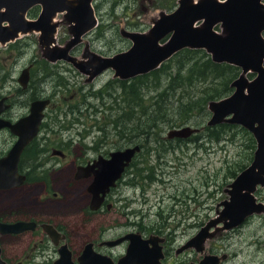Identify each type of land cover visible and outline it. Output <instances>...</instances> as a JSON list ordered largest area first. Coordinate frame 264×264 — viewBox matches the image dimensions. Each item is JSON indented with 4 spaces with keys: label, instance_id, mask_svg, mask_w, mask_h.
<instances>
[{
    "label": "rangeland",
    "instance_id": "374dc122",
    "mask_svg": "<svg viewBox=\"0 0 264 264\" xmlns=\"http://www.w3.org/2000/svg\"><path fill=\"white\" fill-rule=\"evenodd\" d=\"M179 2L180 0H92L91 5L97 24L72 47L71 53L74 59H78L79 53L85 50L111 56L129 49L132 41L123 34L124 31L148 33L154 21L161 14L176 9ZM36 7L28 12V18L35 16L38 11ZM57 15L53 22L56 26L52 35L54 42L48 44L50 47L42 42L41 45L40 35L32 31L22 34L19 39L10 43L0 44L2 51L0 75H7L8 78L4 82V92L16 93L17 77L21 69L26 67L35 56L40 57L42 51L45 52L53 47L64 46L72 37L71 24L66 19L65 12H59ZM202 22L198 21L195 26L200 27ZM214 29L219 33L222 32L221 25L215 26ZM262 35L264 38V32ZM169 37L170 34L160 42L166 43ZM198 50L210 55L205 49ZM198 54L201 55L202 52ZM178 57L179 55L174 56L164 62V69H168V72L162 75L159 83L150 85L145 79L140 85V81L133 80L131 83H126V88L123 90L120 89L121 84L113 80L112 70L89 82L85 80L86 76L71 64L67 67L64 62L65 64L58 68L47 64L46 66L52 67L48 70L51 78L38 83L39 85L42 82L46 83L41 86L42 88L40 87L43 95L56 91L58 80L68 77L69 83L68 90H64L65 87L61 88L64 100L59 99L57 102L60 105L55 106L57 113L53 114L58 116H55L54 121L49 120L51 130L47 131V129L43 137L48 140V144L54 145L58 141L65 143L69 156L66 160L60 161L58 166L48 163L47 170L38 174L41 177L36 178L42 182L24 185L12 192L1 191L0 215L9 220L17 219V216H26L63 225L74 257L80 254L85 243L97 244L128 232H140L144 237L154 233L166 238L163 264H188L202 259L205 253H226L227 260L222 264H264V210L249 215L235 228H224L223 223L227 220L218 222L210 229L211 233L205 239L201 252L189 248L177 253V249L195 236L202 226L220 215L224 208L223 202L229 198V185L236 174L245 169L253 159L256 142L251 132L239 124H227L229 126H222V129L220 125L208 127L207 121L212 115L209 105L206 106L205 111L197 107L186 116L179 114L178 100L174 103L169 101L177 97L178 99L190 96L198 98L204 95L207 92V85L200 82L194 86L188 85L187 88L190 89L185 92H180L181 88L176 89V92L167 91L168 98L164 97V104L163 102L160 104H163V108L159 117H163L162 121L172 119L168 121L171 124L167 125L158 118V125L148 129L150 120L144 111H147L148 101L149 103L154 101L150 97L156 96L163 90L154 92L155 89L152 87L158 84L163 87L168 75L175 73V61ZM40 60L48 62L44 53ZM38 64L45 66L41 62ZM184 69L187 71L186 67L182 68ZM39 70H35V80L44 75L41 73L42 70ZM254 75L245 74L248 79L253 78ZM210 77L211 75L207 76L209 83L216 79ZM112 81L114 82L108 90L112 93L111 96L107 95L106 89H103V94L99 95V90ZM133 84H136V96L132 97L130 94L128 96V113L124 110L126 103L121 108L124 114H119L120 116L115 117L114 114L105 113V109L108 111V106L115 105V101L118 104L123 102L121 95H126L125 92L128 93V89ZM213 84H216L218 89L217 80ZM232 90L233 87L227 95ZM17 96L11 98L18 101ZM85 102L90 103V107H86ZM80 108L84 109L83 116L80 114ZM125 115H130V118L126 123L121 122L117 130L124 133V128L131 129L133 139L143 148L135 158V167L130 171L134 172L138 168L143 176L148 175L153 177V180L139 177L137 178L139 184L121 185L120 196L125 201L116 200L112 208L103 207L98 213H91L87 207L90 197L85 190L88 183L85 180L75 181L71 178L73 162L77 161V158L92 154V151L87 149L85 155H82L86 146L95 145L100 139L114 140L116 134L114 124H119L120 119ZM140 122L146 132L143 136L139 129H135ZM186 125L198 128L200 131L186 140L167 137L169 130ZM106 134L111 135L108 138ZM82 135L86 137L82 139ZM42 143L48 145L44 140ZM127 179L135 182L133 173L128 174L126 181ZM256 188L253 192L255 200L264 204V185ZM54 192L59 199L54 198ZM126 211L130 212L126 214ZM31 236L27 233V236L17 240L2 239L4 254L11 258L8 264H16L17 258L24 257L26 253L31 254L33 247ZM40 236L43 238L46 252L43 264H52V260L58 256L56 246L46 233L40 232ZM125 248L126 244L112 248V258L116 260L122 256ZM96 249L98 250L99 247ZM102 251L104 254H109L108 249Z\"/></svg>",
    "mask_w": 264,
    "mask_h": 264
},
{
    "label": "water",
    "instance_id": "95a60500",
    "mask_svg": "<svg viewBox=\"0 0 264 264\" xmlns=\"http://www.w3.org/2000/svg\"><path fill=\"white\" fill-rule=\"evenodd\" d=\"M92 0H0V44L8 43L18 37V33L39 31L40 44L52 43L56 26L52 18L58 12H65L71 24L72 37L64 46L46 50L45 57L49 61L57 59L72 60L67 54L81 37L96 26V17ZM41 5L37 19L28 20L25 15L34 5ZM204 19L202 27L193 26L198 20ZM219 23L221 33L212 30ZM264 3L262 0H180L172 13L161 14L154 21L148 33L128 32L123 34L130 38L132 46L124 53L112 57L98 58L90 54L87 61L73 62L78 70L90 79L102 71L112 68L115 76L129 78L141 73H148L160 63L184 48L205 49L211 54L214 62H224L237 66L241 73L230 83L232 93L219 101L209 103L212 116L209 126L222 122L239 124L251 132L255 142L253 159L241 170L230 183L229 198L223 203L220 215L208 222L179 251L194 247L203 251L205 239L210 235V228L224 221V228L238 226L246 217L264 210V204L257 202L253 195L256 186L264 185ZM170 34L166 43L159 42ZM41 44V45H42ZM99 60L98 64L92 62ZM255 74L248 79L245 74ZM22 86L28 81V69H24L18 79ZM3 100L0 101V103ZM47 100L32 102L30 113L16 124L0 122V127L8 126L18 136L16 145L10 152H21L25 144L36 136L42 111ZM197 128L183 126L168 131V138H184L197 132ZM140 150L138 145L123 151L110 154L108 160L100 162L95 171V179L90 184L92 193L91 209L97 210L109 187L121 177L122 172L130 163L135 153ZM8 157V156H7ZM81 169V168H80ZM79 169V170H80ZM80 173L78 172L77 177ZM24 183V176L17 172V159L13 156L0 164V189L5 190ZM44 230L54 245L60 242V234L51 224H43ZM35 222L17 221L0 222V233L18 234L33 230ZM128 239L126 253L115 263L111 257L96 252L93 243L84 246L77 257L78 264H158L164 257L162 246L164 239L151 235L143 239L139 233H129L116 240L104 241L103 244L114 246ZM151 244V245H149ZM1 253V249H0ZM59 257L55 264H74L72 253L66 242L58 247ZM226 258L213 254H203V258L190 264H220ZM0 264H7L0 257Z\"/></svg>",
    "mask_w": 264,
    "mask_h": 264
},
{
    "label": "flooded vegetation",
    "instance_id": "af4514ba",
    "mask_svg": "<svg viewBox=\"0 0 264 264\" xmlns=\"http://www.w3.org/2000/svg\"><path fill=\"white\" fill-rule=\"evenodd\" d=\"M263 2H264V0H263ZM37 8H38V11H39L40 10L39 6H37ZM36 15L38 16V14H36ZM57 16L58 15L56 14L52 18L53 22L56 20ZM263 32H262V34H263ZM126 51H128V49L125 50V51L118 52L116 54L124 53ZM1 52L2 51H0V54H1ZM71 52H72V49H70L68 51L67 55L72 60L57 59L55 61H49V60H48V62L44 61L45 62L44 63L43 60L42 61L40 60L43 57V53H44L43 51H42V56H40V57L39 56H35V58L32 59L33 61L31 60L30 62H28L27 66L26 67L24 66L21 69V71H20V74H21V72L25 68L28 69V81H27L26 85L22 86L19 83V81H18L19 76H20L19 75L17 77V82H16V84H17V88H16V91H15L16 93H13V94H10L9 92H4V89H5L4 88V82L8 78H7V75H0V91H2L1 94H0V101L3 100L0 103V122H4V123H8V124H16L21 119H23L24 117L29 115L30 109H31V105H32L33 101H36V100H47L48 101V103L46 104V106L44 107V109L42 111V115L43 116H42V119H41V121L39 123L38 131H37L36 136L33 137L31 140H29L25 144V146L22 148L21 152L18 154L17 157H16V153H13V152H10V151L15 149L14 146L16 145V142L18 140V136L15 135L11 131L10 127H8L6 125L0 127V164H3L6 161L7 158H10V156H13V157H15L17 159V172H18V175L19 176H24V183L23 184H21L19 186H14L13 188L5 189V190H1L0 189V192L1 191L2 192L11 191L12 192V191H15L17 189H20V187H23L24 185H28V184H31L33 182H42L41 180L40 181L36 180V178L37 177H41V176H38V174H41V173H43V172H45L47 170L46 167L48 166V163H52L53 166L54 165L58 166V165H60V161H64V160H66L68 158L69 154H68V152L65 149V147H66L65 143H63L61 141H58V142L54 143V145L53 144H48V140H46L43 137V135H44V133H45V131L47 129H48L47 131L51 130V129H49V120L53 119V121H54L55 116H58L56 114L54 115L53 113H57V110L55 109V106L59 107L60 104L57 103L59 101V99H63L64 100V94H63V92H61V88L64 89V87H65L64 90H68L67 89V86H68L67 84L69 83L68 82V77H66L63 80H58L57 85H56L57 90L51 92L49 95H43L41 90H40V87L43 86V85H46V83L42 82L40 85L38 83H40L41 81H46L49 78H51V74L49 73L48 70L52 69V67L58 68V66H63L65 63L67 65V67H70L68 64H71L73 67H76L73 64L72 61H74V62L87 61L90 54H93V55L97 56L98 58H107V57H112V56L116 55V54H113L111 56H106V55H103V54L101 55V54H98L96 52L86 51L85 50V52L83 51V52L79 53L78 59H74V56L72 55ZM16 60H18V59H16ZM38 60H40V61H38ZM38 62H41V63L45 64V66L39 65ZM98 62H99V60L96 59V61H94L92 63L93 64H98ZM47 64H49L52 67L46 66ZM263 64H264V62H263ZM0 68H1V65H0ZM39 69L42 70L41 73H44V75H43L42 78H40L38 80H35V74H34L35 70H39ZM108 70H112L113 71V80L114 81L116 80V82H119L121 84V87H120L121 90H123V88H126V83H131L133 80L134 81H139L140 78H143V77L145 78V76L150 73V72L141 73V74H138L136 76L124 79V78H120L119 76H115V71L112 68H108V69L102 71L100 74H98V76H96V77H94L92 79H90L88 75L84 74L86 76L85 80H87L89 82H93L96 78H99L100 76H102ZM48 76H50V77H48ZM114 81H112L110 83L109 82L106 83L102 87V89L99 90V95L103 94V89H106L107 90L106 91L107 95L111 96L112 93L109 92L108 90L112 86V83ZM61 85H62V87H61ZM133 85H136V84H133ZM43 90H45V87H43ZM121 92H123V91H121ZM125 94L126 95H121V97H123V102L121 104H118V102L115 101L114 102L115 105L112 103L113 105L108 106V111H106V109H105L104 112L108 113V114H114L115 117L120 116V115L124 114L123 112H121V108L126 103V105L124 106V110L126 111V113H128L127 112V109H128L127 104L129 103V101H128L127 92H125ZM14 95H18L17 96L18 99H19L18 101H15V100H13L11 98ZM24 97L26 98L25 100H24ZM84 97H86V96L84 95ZM85 103H86L85 104L86 107L87 106L90 107V103H87V102H85ZM114 108H115V111H113ZM77 110L79 112V109H77ZM83 110L84 109L80 108V114L82 116L84 115V111ZM72 112H73V110H72ZM129 118H130V115L129 116L125 115L124 118L120 119L121 121L119 122V124L118 123L114 124V131H115L114 133H116V134H114V136H115L114 140H111V139H109V140H105V139L101 140L100 139L98 141V143H96L95 145L86 146L85 150L82 152V155H85L87 149L91 150L92 154L84 156L83 158H77V161L75 160L73 162V166H72L73 170H72V177L71 178L73 180H75V181L85 180L88 183V185H87L85 190L87 192V195L90 197L89 204L87 205V207H88V209H89V211L91 213H98L100 211V209L103 208V207H105L106 209L112 208L113 207V203H115L116 200L125 201V199L121 198V196H120V191L119 190L121 188V185L126 186V184L127 185H132L133 184V186H134L135 184H139L138 181H137V178H139V177H141L140 179H148V180L152 179L153 180V177L143 176L142 172L138 171V168L134 172L130 171L136 165L135 158L139 154V152H138V153L135 154L134 158L128 164V166H126L124 168L121 177L118 178V180L115 181L114 185L109 187V190L106 192L101 206L97 210L91 209V200H92V196L93 195L89 191L88 187L90 186V184L95 179V171H97V169H98L97 165L100 164V162H102V161L108 160L110 158V154L112 152L123 151V150H125V149H127L129 147H133L135 145L141 146L137 142V140L133 139L132 133H131V129L124 128V130H123L124 133L122 131H120V130H117V127L119 128L121 126V124H122L121 122H125L126 123ZM117 124H118V126H115ZM125 127H126V125H125ZM144 133H146V132L143 131L142 132V136H143ZM109 135H111V134H109ZM109 135L106 134L105 136H107L109 138ZM192 135L193 134L189 135L188 137L181 138V139H185V140L189 139V138H191L190 136H192ZM146 136H147V134H146ZM81 137L83 139V138L86 137V135H82ZM43 140L46 141V143L48 145L43 144L42 143ZM141 149H143L142 146H141ZM142 162L145 165V162L144 161H142ZM78 172L80 173L79 176H81V177H77ZM130 173H133L135 182H131L130 179H127V181H126V176L128 174H130ZM116 194H118L117 197H115ZM53 195H54L55 199H59V196H57L56 192H54ZM38 201H40V200H38ZM122 206L124 208V205H122ZM129 212L130 211H128V212L126 211V214H128ZM17 221L35 222V227H34L33 230H27V231H24V232L18 233V234L0 233V249H1L0 256H1V259L6 261L7 264L9 263V261H11V258L10 257H6L5 254H4V246H3L2 239L8 238V239L17 240V239H20V238H23V237L27 236V233L32 235L31 236L32 239H33L32 240L33 247L31 249L32 252H31V254L26 253V255H24V257H20V259L17 258L16 259V264H29L31 262H34L35 264H41V263L43 264L44 263V259H46V255H45L46 252H45V245L43 244V238H42V236H40V232L46 233L47 236H48V234L44 230V228L42 226L43 224H51V225H53V227L60 234V237H59L60 242H59L58 245H55L56 246V252L58 253V247L61 244H64V242H66L67 245H68L69 250L72 253V260H73L74 264H78L77 257L81 254L84 246L86 244H88V243H85L83 245L82 249H81L80 254L77 257H74L73 250L70 248L69 243H68L67 232H66V230H65L63 225H59V224L53 223L51 221L43 220V219H37V218L26 217V216H22V217H18L17 216V219L9 220V219H6L5 217H2L0 215V222L13 223V222H17ZM128 233H140V232H128ZM128 233H126V234H128ZM126 234H124V235H126ZM124 235H121L119 237H122ZM151 235L163 238V236H161L159 234H154V233L149 234L147 237H144L142 235V237H144L145 239H148ZM119 237H116L114 239H108V240H115V239H117ZM49 239L51 240L50 237H49ZM104 241H107V240H102V241L98 242L97 244L93 243V249L95 251L103 253V254H104V252L102 251V249H108L109 250V254H107V253H105V254L110 255V256H111V249L112 248H114V247H116V246H118L120 244H126V247L128 245V241H124V242H122V243H120V244H118L116 246L108 247L107 245L103 244ZM165 243H166V238H165V241H163V243H162V254L164 255V258H165V249H164V244ZM149 245H151V244H149ZM96 247H99V249L97 250ZM125 250H126V248H125ZM179 250L180 249H177V253H180ZM29 256H31V257H29ZM57 259H58V256L54 260H52V264H55ZM116 260H114V261H116ZM163 260H164L163 258L160 259L158 264H163L162 263ZM191 262H196V261H191ZM191 262H189L188 264H190Z\"/></svg>",
    "mask_w": 264,
    "mask_h": 264
},
{
    "label": "trees",
    "instance_id": "16d2710c",
    "mask_svg": "<svg viewBox=\"0 0 264 264\" xmlns=\"http://www.w3.org/2000/svg\"><path fill=\"white\" fill-rule=\"evenodd\" d=\"M198 52H202V54L199 55ZM204 53V51H199L198 49L186 48L174 55H179L178 59L175 61V73L168 75V80H166L162 88L159 84L152 87L155 89L154 92H157L159 89L163 90L159 91V94H157L156 96L150 97V99L154 101H150V103L148 101L147 111H144L146 112V115L150 120L148 129H151L158 125V118L162 121L163 117H159V113L161 111V108H163V98H168L167 91H175L176 89L181 88L180 92H185L190 89L187 88L188 85L194 86L197 82L207 85V92H205L204 95L198 98H193L190 96L178 99L177 97L175 100L169 101L170 103H174L178 100V111L181 116H186L191 110L197 107H200L202 111H205V108L210 101L221 99V97L227 95L231 91L230 83L232 79L239 74V69L236 66L228 65L226 63H214L211 57ZM183 67H186L187 71L186 69L182 70ZM167 72L168 69H164V64H162L161 67L147 74L145 78H140V85L145 81V79L146 82L150 85L159 83L161 81L162 75ZM209 75H211L210 78H216L215 80H217L218 89L216 88V84H213L215 80H212L209 83V80L207 79V76ZM135 86L136 85L130 86V89H128L127 93L128 96L129 94L132 97L136 96ZM161 102H163L162 105H160ZM139 106L141 107V104H139ZM170 120L172 121V119L168 118L167 120H164L162 122L170 125L171 123L168 122ZM139 121H141L140 118ZM220 126L222 129V126L229 125H227L226 123H222ZM135 129H139L140 132H143L145 130L143 129L141 122L140 125Z\"/></svg>",
    "mask_w": 264,
    "mask_h": 264
},
{
    "label": "bare ground",
    "instance_id": "6f19581e",
    "mask_svg": "<svg viewBox=\"0 0 264 264\" xmlns=\"http://www.w3.org/2000/svg\"><path fill=\"white\" fill-rule=\"evenodd\" d=\"M198 21H203V22H202L203 24L200 26V27H202V26L204 25V19H201V20H198ZM198 21H196V22L194 23L193 26H195V24H196ZM217 25H219V23L214 24V26L212 27V30L215 31L216 33H218V32H217V30H215L214 28H215V26H217ZM18 34H19L18 36H22V34H24V33L19 32Z\"/></svg>",
    "mask_w": 264,
    "mask_h": 264
}]
</instances>
